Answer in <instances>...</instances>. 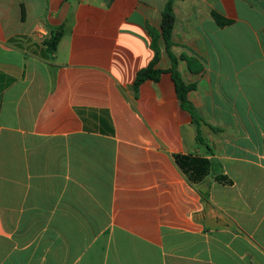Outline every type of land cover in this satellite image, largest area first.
<instances>
[{
	"label": "crops",
	"instance_id": "crops-1",
	"mask_svg": "<svg viewBox=\"0 0 264 264\" xmlns=\"http://www.w3.org/2000/svg\"><path fill=\"white\" fill-rule=\"evenodd\" d=\"M167 1L0 0V264H264V0L174 2L213 155L168 73ZM154 44L165 73L136 94ZM174 155L232 185H191Z\"/></svg>",
	"mask_w": 264,
	"mask_h": 264
},
{
	"label": "trees",
	"instance_id": "trees-1",
	"mask_svg": "<svg viewBox=\"0 0 264 264\" xmlns=\"http://www.w3.org/2000/svg\"><path fill=\"white\" fill-rule=\"evenodd\" d=\"M174 2L175 0H168L167 4L162 13V24H161V37L165 42L166 52L171 59V69L168 73L171 74L172 80L174 82L178 100L182 110L188 112L192 118L193 124L197 128L196 141L199 145L206 147L207 155H213L212 150L204 141L200 127L203 123V119L199 115L198 111L188 100V94L196 89L194 84L188 85L183 80L181 74L178 71V59L171 52L172 48V35L175 25V13H174ZM215 19L220 26L230 25L231 22L224 20L221 16L214 15ZM64 35V27L61 26L53 32L49 39L45 40L44 45L46 46V51L48 57L51 60L55 59V54L58 49V45L62 40ZM157 44H154L155 56L150 63V65L140 71L137 74L136 80L134 82V91L137 94L140 86L146 81L158 82L161 76L165 73L164 71L156 69V66L160 60V54L157 49ZM217 131V130H216ZM174 161L176 166L182 172V174L187 178L191 185H196L206 179L209 175H215V180L222 185H232V181L225 175H223V169L219 162L210 160L206 157L193 156V155H174Z\"/></svg>",
	"mask_w": 264,
	"mask_h": 264
},
{
	"label": "rangeland",
	"instance_id": "rangeland-1",
	"mask_svg": "<svg viewBox=\"0 0 264 264\" xmlns=\"http://www.w3.org/2000/svg\"><path fill=\"white\" fill-rule=\"evenodd\" d=\"M49 39V38H48ZM187 84V83H186ZM188 85H191V84H188Z\"/></svg>",
	"mask_w": 264,
	"mask_h": 264
}]
</instances>
